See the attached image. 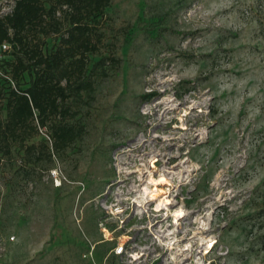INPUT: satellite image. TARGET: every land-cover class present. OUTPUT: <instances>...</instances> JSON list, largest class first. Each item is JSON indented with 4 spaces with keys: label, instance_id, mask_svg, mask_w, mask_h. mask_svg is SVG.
<instances>
[{
    "label": "rangeland",
    "instance_id": "374dc122",
    "mask_svg": "<svg viewBox=\"0 0 264 264\" xmlns=\"http://www.w3.org/2000/svg\"><path fill=\"white\" fill-rule=\"evenodd\" d=\"M102 32L82 138L0 156V264H264V0H112Z\"/></svg>",
    "mask_w": 264,
    "mask_h": 264
},
{
    "label": "trees",
    "instance_id": "16d2710c",
    "mask_svg": "<svg viewBox=\"0 0 264 264\" xmlns=\"http://www.w3.org/2000/svg\"><path fill=\"white\" fill-rule=\"evenodd\" d=\"M111 3L15 0L12 13L0 17V44L12 46L4 69L16 84L14 89L0 78V156L17 148L40 160L43 152L30 141L41 129L51 131L57 152L82 138L84 128L75 123L80 107L97 81L109 76L108 66L118 63L113 57L93 64L90 59L102 44V22ZM49 38L56 42L46 50Z\"/></svg>",
    "mask_w": 264,
    "mask_h": 264
},
{
    "label": "built area",
    "instance_id": "2783aa9c",
    "mask_svg": "<svg viewBox=\"0 0 264 264\" xmlns=\"http://www.w3.org/2000/svg\"><path fill=\"white\" fill-rule=\"evenodd\" d=\"M1 1L2 0H0V10H1V7L3 6V3ZM14 5H15V0L12 2V5L9 7H8V4L4 5L2 9L3 12H0V17L3 18L11 14L14 8ZM7 7H8V10H7ZM11 50H12V46L9 43L4 42L0 44V78L8 80L11 86L14 89H16L15 81L12 79V77L9 74L5 72V69H4L5 60L8 58ZM120 252H122V250Z\"/></svg>",
    "mask_w": 264,
    "mask_h": 264
},
{
    "label": "bare ground",
    "instance_id": "6f19581e",
    "mask_svg": "<svg viewBox=\"0 0 264 264\" xmlns=\"http://www.w3.org/2000/svg\"><path fill=\"white\" fill-rule=\"evenodd\" d=\"M162 205H163V204H162ZM160 206H161V205L159 204V206H158V211H161V210H162Z\"/></svg>",
    "mask_w": 264,
    "mask_h": 264
}]
</instances>
